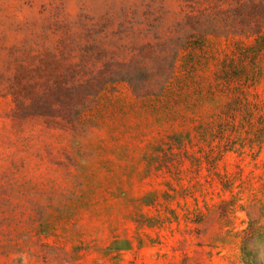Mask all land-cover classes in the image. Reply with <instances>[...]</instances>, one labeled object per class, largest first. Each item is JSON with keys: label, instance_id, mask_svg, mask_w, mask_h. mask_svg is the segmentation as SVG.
<instances>
[{"label": "rangeland", "instance_id": "rangeland-1", "mask_svg": "<svg viewBox=\"0 0 264 264\" xmlns=\"http://www.w3.org/2000/svg\"><path fill=\"white\" fill-rule=\"evenodd\" d=\"M0 264H264V0H0Z\"/></svg>", "mask_w": 264, "mask_h": 264}]
</instances>
